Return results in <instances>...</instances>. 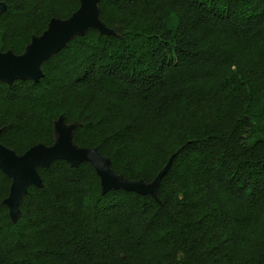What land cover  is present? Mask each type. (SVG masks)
I'll return each instance as SVG.
<instances>
[{"label":"trees","instance_id":"obj_1","mask_svg":"<svg viewBox=\"0 0 264 264\" xmlns=\"http://www.w3.org/2000/svg\"><path fill=\"white\" fill-rule=\"evenodd\" d=\"M0 52H26L82 0H0ZM112 35L90 29L0 82V142L23 156L76 125L116 175L156 201L102 192L92 164L38 172L13 223L0 169V264H264V0H100Z\"/></svg>","mask_w":264,"mask_h":264},{"label":"water","instance_id":"obj_2","mask_svg":"<svg viewBox=\"0 0 264 264\" xmlns=\"http://www.w3.org/2000/svg\"><path fill=\"white\" fill-rule=\"evenodd\" d=\"M99 1L82 0L80 9L70 19H53L48 30L41 37H34L23 55L16 56L12 51L0 52V82L12 85L17 80L30 79L38 83L43 77L41 65L66 48L72 39L84 35L90 29L98 30L102 35L114 34L99 19ZM6 9L7 5L0 2V15ZM75 129L76 125L67 126L63 118H60L55 123V145L46 147L39 144L23 156H18L0 142V169L12 179L10 196L5 204L13 223L21 215L20 205L29 186L44 187L38 169L48 168L56 160H65L73 167H78L83 162L92 164L101 179L104 194L122 189L142 196L150 195L159 201L158 188L171 167L172 159L154 182L147 184L144 181H129L123 175H116L111 169L110 159L104 158L97 149L77 147L73 143Z\"/></svg>","mask_w":264,"mask_h":264}]
</instances>
